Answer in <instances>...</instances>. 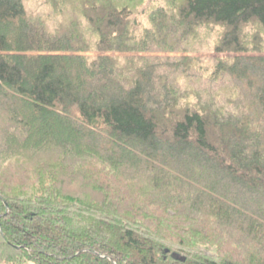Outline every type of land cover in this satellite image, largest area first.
I'll use <instances>...</instances> for the list:
<instances>
[{
    "label": "trees",
    "instance_id": "1",
    "mask_svg": "<svg viewBox=\"0 0 264 264\" xmlns=\"http://www.w3.org/2000/svg\"><path fill=\"white\" fill-rule=\"evenodd\" d=\"M26 1L0 0V264H264V0Z\"/></svg>",
    "mask_w": 264,
    "mask_h": 264
},
{
    "label": "rangeland",
    "instance_id": "2",
    "mask_svg": "<svg viewBox=\"0 0 264 264\" xmlns=\"http://www.w3.org/2000/svg\"><path fill=\"white\" fill-rule=\"evenodd\" d=\"M148 2V0H146ZM46 0H27V7L29 10H38V11H42L43 9H46V6H41V4H45ZM139 6H144V4L139 5ZM142 8V7H141ZM140 8V9H141ZM48 11V10H45ZM33 12V11H31ZM141 18V16H140ZM210 49L211 47H203L200 51V53L198 54H192V56H200V61L201 64H203L204 66H207V63H211V61H209L211 54H210ZM205 58V59H203ZM74 191L78 188L77 183H74L71 185V187ZM191 251L194 252H199V253H204L206 255H210V256H217V247L215 245H211V244H197L194 246L193 249H191ZM178 255H184V253L181 251L177 252Z\"/></svg>",
    "mask_w": 264,
    "mask_h": 264
}]
</instances>
